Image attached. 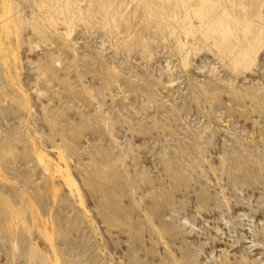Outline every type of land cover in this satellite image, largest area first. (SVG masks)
Segmentation results:
<instances>
[{"label":"rangeland","instance_id":"374dc122","mask_svg":"<svg viewBox=\"0 0 264 264\" xmlns=\"http://www.w3.org/2000/svg\"><path fill=\"white\" fill-rule=\"evenodd\" d=\"M0 264H264V0H0Z\"/></svg>","mask_w":264,"mask_h":264}]
</instances>
